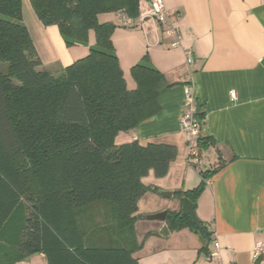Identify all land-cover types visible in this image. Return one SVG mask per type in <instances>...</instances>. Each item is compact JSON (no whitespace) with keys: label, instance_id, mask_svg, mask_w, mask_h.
Masks as SVG:
<instances>
[{"label":"trees","instance_id":"1","mask_svg":"<svg viewBox=\"0 0 264 264\" xmlns=\"http://www.w3.org/2000/svg\"><path fill=\"white\" fill-rule=\"evenodd\" d=\"M22 1L0 0V64H8L7 73H0V153L9 161L28 160L12 170L9 180L27 213L17 255L0 264H16L39 253L48 264H139L133 257L143 247L135 229L138 202L148 192L160 193L143 179L150 172L166 177L178 150L155 143L118 146L115 139L157 115L159 98L172 85L145 56L131 69L137 87L129 90L112 42L117 26L101 23L99 16L122 13L137 19L140 0H30L43 25L58 26L68 46L88 44L95 33L89 55L58 76L42 69L23 22ZM197 117L204 119L205 113ZM209 141L201 138L200 148ZM222 167L201 172L196 189L176 191L174 198L181 204L188 198L196 209L206 181ZM22 169L30 173L18 187L14 177ZM34 175L39 185L31 181ZM50 201L52 208L59 205L64 220H49ZM98 202L111 207L105 226L111 234L96 244L84 232L78 209ZM166 223L170 231H206L202 222L197 228L181 211H169ZM202 236L207 238L208 232Z\"/></svg>","mask_w":264,"mask_h":264},{"label":"crops","instance_id":"2","mask_svg":"<svg viewBox=\"0 0 264 264\" xmlns=\"http://www.w3.org/2000/svg\"><path fill=\"white\" fill-rule=\"evenodd\" d=\"M163 1L169 10L179 13L174 24L181 43L176 48L170 46L174 37L166 34V26L153 22L140 26L137 22L127 27L118 21L120 13L99 16L101 23L117 26L112 42L129 90L137 87L131 69L145 56L172 85L160 96L161 111L157 115L115 139L118 146L155 143L178 150L166 177L156 178L150 172L143 179L148 186L173 192V197L146 194L150 202L138 211L135 226L143 247L133 257L139 264H217L211 259L217 242L221 247L220 264H264V252L257 260L253 256L256 244L264 245V0ZM148 6L149 0H140V9ZM22 8L23 22L42 69L52 75H60L95 46L93 31L88 44L68 46L58 26L43 25L30 0H23ZM187 50L193 52L192 65L186 63ZM187 87H191L197 113H205L202 138L210 140L201 148V163L197 165L201 169L188 164L189 136L179 127L186 109ZM219 164L223 167L206 181L197 201L196 214L208 237L188 228L169 230V235L162 237L164 224L146 217L164 210L179 212L182 205L174 192L196 189L202 182L200 173ZM26 213V207L15 209L12 198L0 190V262L17 255ZM93 234L111 233L101 230ZM99 241L96 235L91 240L96 244ZM16 264L48 261L44 253H39Z\"/></svg>","mask_w":264,"mask_h":264},{"label":"built area","instance_id":"3","mask_svg":"<svg viewBox=\"0 0 264 264\" xmlns=\"http://www.w3.org/2000/svg\"><path fill=\"white\" fill-rule=\"evenodd\" d=\"M179 17L178 12H173L169 10L163 0H149V6L146 10L140 9V15L137 19H132L126 15L120 13L118 21L127 27L134 26L137 22L140 26H144L147 22H153L155 24H160L166 26V34L168 36H173L174 40L171 42L170 46L176 48L181 43V35L179 34L174 20ZM186 63L192 65L194 63L193 52L187 50L185 53ZM187 100L185 104V112L180 119L179 127L180 130L189 136L187 162L190 165L197 166L201 163V148L199 146V141L202 138V126L205 119H200L197 117V106L194 98L191 96V87H187ZM234 96V92H232ZM221 247L219 243H215L214 250L211 253V259L217 264L219 263ZM264 252V245L259 242L256 244L253 252L254 259H259Z\"/></svg>","mask_w":264,"mask_h":264},{"label":"rangeland","instance_id":"4","mask_svg":"<svg viewBox=\"0 0 264 264\" xmlns=\"http://www.w3.org/2000/svg\"><path fill=\"white\" fill-rule=\"evenodd\" d=\"M7 71H8V64L7 63L0 64V73H7ZM27 161L28 160L26 156L22 158L20 157L14 161H9L0 153V190L6 192L8 194V197L12 198L13 205L15 209L17 208V210L21 209V206H25L24 200L21 196H19L18 192L16 194L13 193L11 187H9L10 184L9 180H10V176L12 175L11 173L12 170L15 168L17 171L18 169H20L19 167H22V164H26ZM197 167L201 169L200 165ZM24 169H22L23 174L20 172L19 174H16L17 177L16 176L14 177L15 184L18 187L22 186V184L24 183L23 181L27 179V176L30 173V171L27 172ZM35 172L36 171L31 173L34 174ZM34 176L35 179L34 180L31 179V181H34V183L36 184L38 183L39 185V181L36 179L38 177L36 175ZM32 177L33 176L31 175L30 178ZM149 196L150 195H145L139 200L138 210L140 212L143 211L144 207H147V204L150 202ZM47 207H49V212L47 213L49 220L52 219L53 220L56 219L57 221L64 220L63 218L64 212L61 213L62 211L59 209L60 208L59 205L56 206L54 204V207L52 208V203L50 201L47 204ZM53 209H57L58 211L54 212L52 211ZM110 216H111V207L106 202H98L89 207L86 206L78 209L79 221L83 225L84 232H86V234H90L89 237L91 238L92 241L94 240L95 235L97 236V238H99V240L105 238L106 234H93V233L95 231H101V229H103L105 232H109L108 228H106L105 226L109 224V221L111 219ZM147 237H148L147 235L144 236L143 241H145Z\"/></svg>","mask_w":264,"mask_h":264},{"label":"water","instance_id":"5","mask_svg":"<svg viewBox=\"0 0 264 264\" xmlns=\"http://www.w3.org/2000/svg\"><path fill=\"white\" fill-rule=\"evenodd\" d=\"M160 193L164 197H167V198L173 197V192L160 191ZM181 205H182V207H181L180 211L182 212V216H189L191 218V220L193 221V223L195 224V226L197 228H201L202 224H201V221L196 214V209H195L194 203L190 199L184 198ZM167 217H168V210H164V211L159 212V213L148 215L146 217V219L149 221H155V222L163 223L164 226H163L162 230L160 231V235L162 237H165V236H168L170 233L168 226L166 224ZM202 233H205V230H202Z\"/></svg>","mask_w":264,"mask_h":264}]
</instances>
